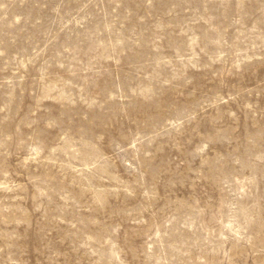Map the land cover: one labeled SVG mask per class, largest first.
<instances>
[{
	"label": "rangeland",
	"instance_id": "374dc122",
	"mask_svg": "<svg viewBox=\"0 0 264 264\" xmlns=\"http://www.w3.org/2000/svg\"><path fill=\"white\" fill-rule=\"evenodd\" d=\"M0 264H264V0H0Z\"/></svg>",
	"mask_w": 264,
	"mask_h": 264
}]
</instances>
